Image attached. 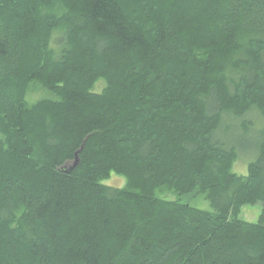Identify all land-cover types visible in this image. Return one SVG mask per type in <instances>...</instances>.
Wrapping results in <instances>:
<instances>
[{"label":"trees","instance_id":"trees-1","mask_svg":"<svg viewBox=\"0 0 264 264\" xmlns=\"http://www.w3.org/2000/svg\"><path fill=\"white\" fill-rule=\"evenodd\" d=\"M0 134V264H264V0H0Z\"/></svg>","mask_w":264,"mask_h":264},{"label":"rangeland","instance_id":"rangeland-1","mask_svg":"<svg viewBox=\"0 0 264 264\" xmlns=\"http://www.w3.org/2000/svg\"><path fill=\"white\" fill-rule=\"evenodd\" d=\"M103 86V81H99L95 87V90H100ZM43 91L38 88L37 85L32 84L29 87L28 93H27V99L31 101H35L36 99L43 96ZM0 138H2V135L0 134ZM247 159H240L234 164L233 170L236 173L245 174L247 172ZM105 184L116 186V187H122L125 185V178L123 176L116 175L115 173H112L110 178L106 181H104ZM161 197L173 199L174 194L171 192L164 191L161 194H159ZM191 203H194L198 205L199 207L206 208L207 202L203 201L200 197H197V199H191ZM261 212V206L260 204H254V205H245L242 206L239 210L238 217L241 220L248 221V222H256L258 220V217Z\"/></svg>","mask_w":264,"mask_h":264}]
</instances>
